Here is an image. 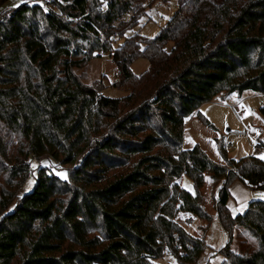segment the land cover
I'll return each mask as SVG.
<instances>
[{"label":"trees","instance_id":"obj_1","mask_svg":"<svg viewBox=\"0 0 264 264\" xmlns=\"http://www.w3.org/2000/svg\"><path fill=\"white\" fill-rule=\"evenodd\" d=\"M8 1L0 0V264H158L166 250L180 264H198L205 242L177 218L202 216L205 174L223 182V264H264V201L236 216L228 208L234 180L264 191V160L229 158L218 142L224 164L199 145L184 149L191 116L213 127L199 110L204 103L264 93V0H177L158 36L137 34L112 53L115 85L130 89L121 98L74 72L90 59L78 40L98 42L104 21L134 13L137 0H104L103 16L91 8L94 0L1 10ZM140 58L150 65L136 75L131 66ZM78 160L70 179L55 174L59 163ZM32 161L35 187L20 196ZM183 176L196 194L180 185ZM236 227L256 239L254 250L233 252Z\"/></svg>","mask_w":264,"mask_h":264},{"label":"rangeland","instance_id":"obj_2","mask_svg":"<svg viewBox=\"0 0 264 264\" xmlns=\"http://www.w3.org/2000/svg\"><path fill=\"white\" fill-rule=\"evenodd\" d=\"M26 2L40 3L45 9H56L66 5L65 2L58 3L57 0H9L3 4L1 10L9 11ZM93 2L91 8L95 14L103 16L100 9L104 6V0H94ZM137 3H140V7L134 13L124 16L121 14L113 23L104 21V36H100L99 45L94 38L78 40L86 50L85 55L90 59L74 72L83 83L104 87L102 93L106 97L121 98L130 91L127 87H125L126 89L121 88L120 84L115 85L118 83V77L112 53L123 49L125 43L138 40L135 37L137 34L149 39L158 36L179 8L177 0H171L168 3H163L162 0H137ZM92 42L96 45H93ZM104 43L105 52L99 49ZM149 65L147 59L140 58L132 64L131 69L134 74L141 75L149 69ZM263 108L264 93L262 92L245 90L228 96L219 95L212 102L204 103L199 109L213 127L204 123L197 113L187 120L184 132V149L190 150L199 145L212 161L224 164L217 146L218 142L224 145L229 158L239 160L255 156L264 160V150L257 151L255 149L256 143H261L264 146ZM80 163L79 160L74 164L59 163L58 167L61 166L63 170H58L56 167L53 170L62 179H70L71 172L75 167L81 165ZM41 164L47 166L49 162L44 160ZM37 168L38 163L32 161L31 170L34 169V171L25 185L19 189L20 196L33 191ZM204 179V184L198 192L202 216L188 213L195 216L196 222L194 225L184 228L191 235L205 242L206 250L201 255L198 264H223L224 257L221 251L229 243L228 234L221 225L217 211L219 191L223 187V182H214L210 178V174H205ZM180 185L192 194L197 192L194 181L187 176L181 178ZM228 189L230 192L228 208L234 216L244 212L252 201H264V191L253 190L242 181H232ZM12 210L13 207L10 211ZM256 242V239L246 229L236 227L231 248L235 253H242L246 249L254 250ZM156 262L158 264H180L175 256L169 253L157 259Z\"/></svg>","mask_w":264,"mask_h":264},{"label":"built area","instance_id":"obj_3","mask_svg":"<svg viewBox=\"0 0 264 264\" xmlns=\"http://www.w3.org/2000/svg\"><path fill=\"white\" fill-rule=\"evenodd\" d=\"M255 149L257 151H263L264 150V146L261 143H256ZM58 170H63V169H62L61 166H59ZM178 222L184 227H190V226L195 224L196 220H195V216L190 215V214L185 213V212H180L179 215H178ZM165 252L168 253L169 250H166ZM180 253L181 254H185L186 251L184 249H182L180 251Z\"/></svg>","mask_w":264,"mask_h":264},{"label":"crops","instance_id":"obj_4","mask_svg":"<svg viewBox=\"0 0 264 264\" xmlns=\"http://www.w3.org/2000/svg\"><path fill=\"white\" fill-rule=\"evenodd\" d=\"M243 213V212H242Z\"/></svg>","mask_w":264,"mask_h":264}]
</instances>
